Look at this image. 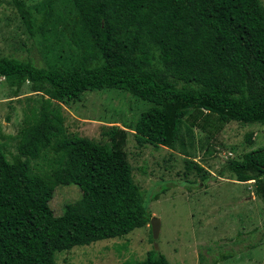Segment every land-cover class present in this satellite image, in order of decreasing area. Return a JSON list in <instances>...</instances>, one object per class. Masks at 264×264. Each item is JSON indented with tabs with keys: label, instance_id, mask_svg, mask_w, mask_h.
Masks as SVG:
<instances>
[{
	"label": "trees",
	"instance_id": "16d2710c",
	"mask_svg": "<svg viewBox=\"0 0 264 264\" xmlns=\"http://www.w3.org/2000/svg\"><path fill=\"white\" fill-rule=\"evenodd\" d=\"M11 2L31 36L42 31L24 0ZM66 2L75 12L69 38L77 68H38L0 56V78L16 91L28 83L45 97L20 131L13 160L0 149V264H56V253L126 236L152 218L122 149L127 132L109 127L103 144L70 136L61 103L86 92L123 91L152 104L134 126L136 142L181 153L193 148L195 128L214 138L230 122L264 123L261 0ZM52 8L49 0L42 23ZM48 152L49 173H34L31 162ZM186 168L207 177L195 162L186 160ZM228 171L238 182L253 180L264 195V147L230 161ZM61 185L77 186L81 197L55 216L49 202ZM121 264L170 263L151 250Z\"/></svg>",
	"mask_w": 264,
	"mask_h": 264
},
{
	"label": "rangeland",
	"instance_id": "374dc122",
	"mask_svg": "<svg viewBox=\"0 0 264 264\" xmlns=\"http://www.w3.org/2000/svg\"><path fill=\"white\" fill-rule=\"evenodd\" d=\"M24 1L42 31L31 36L11 0H0V56L29 61L38 68H77L78 51L69 38L75 21L70 4L53 0L52 18L42 23L40 17L49 0ZM44 98L28 83L16 91L0 78V149L8 161L17 155L19 133L33 120ZM151 105L116 89L86 92L78 101L60 104L70 136L103 144L109 143V127L127 132L122 149L134 182L151 217L160 221L158 250L146 225L120 238L56 253V264H121L142 260L151 250L170 264H264L263 192L256 190L253 180L238 182L228 171L230 161H241L246 153L264 147V123L230 122L214 138L195 128L193 148L181 153L136 142L134 126ZM53 159L48 152L44 161L31 162L33 172L49 173ZM186 160L202 166L207 177L202 180L194 168L187 170ZM161 188L166 192L154 201L152 197ZM80 197L77 186L61 185L49 207L59 216L65 204Z\"/></svg>",
	"mask_w": 264,
	"mask_h": 264
},
{
	"label": "water",
	"instance_id": "95a60500",
	"mask_svg": "<svg viewBox=\"0 0 264 264\" xmlns=\"http://www.w3.org/2000/svg\"><path fill=\"white\" fill-rule=\"evenodd\" d=\"M149 226L151 228L152 239L154 241V249L157 251L158 245L156 243V240L158 239L159 232H160V221H159V219L152 217L150 219Z\"/></svg>",
	"mask_w": 264,
	"mask_h": 264
}]
</instances>
